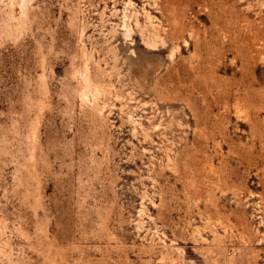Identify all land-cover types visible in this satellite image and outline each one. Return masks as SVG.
<instances>
[{"label":"rangeland","instance_id":"374dc122","mask_svg":"<svg viewBox=\"0 0 264 264\" xmlns=\"http://www.w3.org/2000/svg\"><path fill=\"white\" fill-rule=\"evenodd\" d=\"M0 264H264V0H0Z\"/></svg>","mask_w":264,"mask_h":264}]
</instances>
